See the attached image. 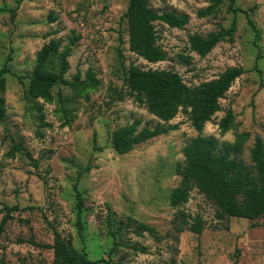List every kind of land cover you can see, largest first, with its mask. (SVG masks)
<instances>
[{
	"label": "rangeland",
	"instance_id": "374dc122",
	"mask_svg": "<svg viewBox=\"0 0 264 264\" xmlns=\"http://www.w3.org/2000/svg\"><path fill=\"white\" fill-rule=\"evenodd\" d=\"M150 4L160 12L175 10L190 17L184 28L155 22V44L166 51V58L156 63L130 47L129 0H0V8L7 10L0 12V220L4 205L25 208L13 212L0 235V261L51 264L53 249L30 240L51 245L55 227L89 258L105 259L103 264H264V217L220 220L216 204L197 189L180 208L171 205L183 148L198 132L185 111L168 123L160 121L135 99L127 80L131 64L172 69L191 87L227 67L241 66L243 74L220 99L222 108L203 134L222 146L248 132L240 155L250 163L256 137L264 141V0H235L237 12H229L226 2L217 14L204 17L198 10L210 0ZM241 10H249L259 36ZM233 22V40L220 41L204 57L190 49L191 34L206 36ZM72 37L78 39L65 78L74 81L79 75L83 82L90 72L98 86L81 93L58 85L49 99L27 95L39 50L53 39L62 41V50ZM229 109L235 123L223 133L219 122ZM135 121L140 128L159 123L176 128L116 153L112 132ZM14 144L19 149L11 156ZM76 188L82 197L81 234ZM180 211L202 216L200 234L187 227ZM129 217L154 226L158 238L124 229L121 222ZM112 231L120 236L118 245ZM133 244L146 246L147 252Z\"/></svg>",
	"mask_w": 264,
	"mask_h": 264
},
{
	"label": "trees",
	"instance_id": "16d2710c",
	"mask_svg": "<svg viewBox=\"0 0 264 264\" xmlns=\"http://www.w3.org/2000/svg\"><path fill=\"white\" fill-rule=\"evenodd\" d=\"M228 2V11L237 12L235 0H210V4L198 10V16L204 17L218 13L222 4ZM7 11L0 8V12ZM13 11V10H12ZM245 12L251 28L260 35L249 10ZM128 21L130 47L136 54L148 62L156 63L166 58V51L155 44L156 30L155 22L160 21L170 27L184 28L189 22L187 13L175 10L158 11L154 9L150 0H129L126 12ZM55 17H52L54 19ZM236 23L225 28H220L209 35L198 33L189 37L190 49L199 56H206L220 41L233 40ZM72 37L69 43L61 50L62 41L53 39L46 43L37 53L36 63L31 72L27 87V95L33 99H49L51 91L58 85H68L77 92L85 93L90 88L98 86L99 81L89 72L86 80L80 82L79 75L76 80L69 81L65 74L70 68L69 56L72 46L77 40ZM187 60L188 58L184 56ZM244 72L241 66H230L224 69L216 78L204 81L194 87L189 86L182 76L172 69L143 68L131 64L127 80L130 92L135 99L145 105L147 110L160 121L168 123L180 111H185L191 125L198 135L190 140L183 148L184 160L177 165L176 172L180 176L179 184L173 188L170 203L175 208L183 206L190 198L191 192L197 189L207 198L212 200L216 206V216L222 220L228 217H241L255 220L264 217V141L256 137L254 146L250 150V163H247L240 155L244 143L249 138V133L237 134L235 143H224L219 145L213 137H207L204 133L205 124L213 115L221 110L220 99L223 98L234 81ZM2 75V73H0ZM62 111H66L59 99ZM4 115L0 113V119ZM68 121V120H67ZM159 123L153 127L144 126L140 128V122L135 121L116 128L111 135L112 148L118 154L131 151L137 145L147 140L166 134L169 130L176 128L175 125ZM235 123V115L229 109L220 120L219 125L223 133L230 130ZM13 145L10 155L14 156L18 150ZM37 166V162H33ZM77 197V227L81 234L82 224V197L76 188ZM5 214L0 220V235L5 231L7 222L13 219V212L21 211L18 204L3 207ZM187 227L200 234L204 228V219L200 214L191 215L180 211ZM124 229L133 227L136 235L147 232L154 238L157 237V229L144 222H138L132 217L122 221ZM54 240L51 245L36 242L30 243L51 248L54 258L51 264H103L105 259H91L88 255L78 250L70 238L64 237L53 227ZM116 245L119 244L120 236L111 232ZM116 247V246H115ZM132 248L141 252H147V247L133 244ZM0 264H6L0 261Z\"/></svg>",
	"mask_w": 264,
	"mask_h": 264
}]
</instances>
